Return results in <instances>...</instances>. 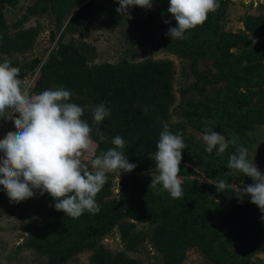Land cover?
<instances>
[{"label":"trees","instance_id":"trees-1","mask_svg":"<svg viewBox=\"0 0 264 264\" xmlns=\"http://www.w3.org/2000/svg\"><path fill=\"white\" fill-rule=\"evenodd\" d=\"M226 1L218 0L220 8L215 13H209L203 25L188 30L185 33L186 39L163 40L169 51L181 57L195 60L194 55L198 53L202 57L213 59L218 73L210 74L213 81L208 72L200 74L198 81L202 86H196L198 89L205 90L210 84L215 86L221 79L231 80L235 85L245 87L261 86L264 80V67L258 64L250 70V67L244 70L242 59L230 53V49L237 46L242 38L220 32ZM19 3L20 0H0V62L7 59L12 66L19 67L18 78L22 80L28 71H35L41 61L35 59L27 66L14 59L15 54H24L32 49L38 37L37 29L9 34L4 12L6 8H14ZM80 4L79 1L76 6ZM82 8L90 13L95 12L99 19L116 11L115 0H91ZM158 12L163 15L161 22L168 19L171 20L170 24L176 23L173 18L165 16L164 12L167 11ZM255 23V20H251L248 27L255 29ZM170 24L163 22L164 26ZM258 27V30H254L255 35L263 36L264 22ZM84 52V47L72 43L60 44L56 52L41 66L33 93L39 94L53 87H63L70 91L68 102L84 109L81 118L92 127L90 135L98 143L97 156L114 147L111 141L119 135L127 142L123 152L130 163L137 164L138 169L155 165L147 160L146 154L157 151L159 133L163 130V124L170 120L169 109L174 100L173 63L123 61L117 64L90 65ZM250 59H264V48L255 50L248 58ZM221 94L222 90L218 92L216 99L213 97L211 100L201 96L203 99L194 105L192 112L196 115H208L207 118L214 122L210 127L218 133L228 136L227 131L230 130L228 139L231 140L233 134L241 135L248 126L250 120L247 117L243 121H236L235 116L241 115L244 108L251 104V100L236 91L224 94L225 96ZM101 103L110 109V114L97 126L92 123V109ZM145 107L148 108L147 113L144 111ZM97 127L108 140H102L96 132ZM129 143L131 145L127 146ZM201 152L199 154L195 151L194 156H191L195 164L204 167L206 159L212 166L217 163V159L212 158L214 150L207 153L203 149ZM234 152L235 146L229 145L225 155L221 156L223 159L217 171L232 170L227 168V163L230 154ZM179 167L180 174L192 173L186 166ZM211 171L214 169L205 168L210 179L223 180V173ZM107 176L112 177L110 174ZM150 182L151 177L147 176H123L117 198L106 203L112 192L104 190L97 194L95 199L100 211L94 214L92 222L77 225L74 219L60 211L45 219L30 235L27 246L46 257L47 264H68L85 251L93 252L92 259L96 264H140L128 258L125 253L110 252L102 245V241L119 227L124 241L132 244L136 238L134 225L147 223L156 226L154 246L165 253L167 259L177 260V264L183 260L186 249L193 247H199L214 264H247L252 236L264 248V220L261 219L264 214L250 203V197H220L215 201L212 198L215 193L213 186L187 180L181 184L182 198L173 199L166 191L149 188ZM159 187L162 186L158 185ZM85 214L92 215L87 211ZM125 220H129L127 224L123 223ZM224 222L225 225L228 222L246 225L253 230L251 235L238 237L236 250L233 252L228 251L226 244L222 242L214 243L224 233H229Z\"/></svg>","mask_w":264,"mask_h":264},{"label":"rangeland","instance_id":"rangeland-1","mask_svg":"<svg viewBox=\"0 0 264 264\" xmlns=\"http://www.w3.org/2000/svg\"><path fill=\"white\" fill-rule=\"evenodd\" d=\"M81 2L79 6L77 2ZM91 0H20V3L14 8H6L4 12L8 32L14 35L17 32L29 29H37L38 37L34 46L24 54H15L14 59L22 61L30 66L35 59L41 61L35 71H28L21 80L22 87L29 88L34 95L33 89L40 76V68L58 49L60 44H74L78 47H84L90 65L95 64H117L123 61L128 63H141L145 61H170L175 68L173 80L174 100L169 109L170 120L167 124L170 131L175 134L182 133V138L186 147L182 150V160L180 165L186 166L192 170V173L178 174L181 184L185 181H195L201 185H213L214 181L208 177L205 168L214 169L211 172L223 173V180L227 187L225 191L215 193L212 198L218 201L220 197L229 198L240 196V188L253 183V181L235 171L220 169V162L223 155H217L214 149L212 158L217 159V163L212 166L206 159L204 167L195 164L191 160L195 151L202 154L201 150L206 148L202 140V134L208 121V115H196L192 110L194 105L203 99L201 96L211 100L218 97V92L222 90V96L235 91L241 95L247 96L251 104L244 108V112L235 116L236 121H243L248 118V126L242 131L241 135H236L239 145L248 150V159L254 158V163L264 174V80L261 86L245 87L237 86L233 81L221 79L220 83L207 85L205 90L198 89L196 86H202L199 83V75L208 72L209 75H215L218 70L215 68L213 59L202 57L195 54L194 59L181 57L169 51L163 43L164 39L171 38L165 33L170 27H175L176 23L163 25L161 22L162 12L167 11L169 0H153L151 9H144L137 6L130 7L132 19H127L124 15H119L116 11L111 12L108 17L97 18L95 12H87L84 5ZM119 7L115 0V9ZM165 16L171 17L170 13L164 12ZM220 21V32L241 36V41L237 46L230 49L236 58L242 59V69L249 70L260 64L264 67V59L257 61L248 60L252 53L264 48V35L256 36L254 30H258L259 24L264 22V0H227ZM255 20V29H250L248 23ZM248 57V58H247ZM211 80L214 79L210 75ZM208 76V78H210ZM198 86V87H199ZM52 89H57L53 87ZM204 94V95H203ZM225 96V95H224ZM213 103V102H211ZM90 107V106H88ZM255 115V116H253ZM252 119V121H251ZM8 131H15L11 121L0 120V139ZM228 136L230 130L227 131ZM225 137L228 136L220 133ZM234 135V134H233ZM102 140L106 141L104 137ZM131 143L127 144V146ZM98 143L92 140L90 150L86 152L84 159L90 160L97 156ZM201 149V150H200ZM227 150V149H226ZM188 154H185V152ZM225 155V153H224ZM2 156V153H0ZM146 158L152 161L154 153H147ZM207 158V156H205ZM210 163V164H208ZM179 165V166H180ZM183 172V171H182ZM106 184L101 191L108 190L112 196L107 198L106 203L117 198L119 195L120 181L125 175L147 176L157 174L155 165L147 166L143 169L137 167L129 172L108 173ZM36 191V190H34ZM55 201L47 193L43 196L36 195L33 198L26 199L20 203H10L6 191L0 186V264H47V258L38 254L35 250L27 246L30 235L35 232L39 226L44 223L47 217H51L56 211ZM95 219L94 215L83 214L78 219H74L77 225H85ZM129 220L123 221L128 223ZM225 225V222H224ZM229 233L214 243H224L227 250L233 252L236 250L238 237L251 235L253 230L249 226H243L235 222H228L225 225ZM156 226L149 224L136 223L134 233L136 238L132 244L124 241L119 227H116L102 241V245L112 253H125L130 259L140 262V264H177V260H169L166 254L154 246L153 236ZM248 241V239H246ZM252 247L247 251V264H264V248L260 247L259 242L252 236ZM252 250V251H251ZM93 252L85 251L71 260L68 264H96L93 262ZM180 264H214L204 255L199 247L186 249L183 260Z\"/></svg>","mask_w":264,"mask_h":264},{"label":"clouds","instance_id":"clouds-1","mask_svg":"<svg viewBox=\"0 0 264 264\" xmlns=\"http://www.w3.org/2000/svg\"><path fill=\"white\" fill-rule=\"evenodd\" d=\"M116 12L132 19L130 7L144 9L153 7V0H117ZM220 8L218 0H169L167 13L176 21L165 33L172 41L186 39L188 30L201 26L209 13ZM165 24L171 20L165 19ZM20 68L4 59L0 62V120L11 121L15 131H8L0 139V186L6 191L10 203H20L33 198L36 191L43 196L47 193L55 201L56 211H63L72 219H78L86 211L97 214L100 206L96 202L97 194L107 182L108 173H129L138 165L130 163L123 152L126 141L119 135L111 143L114 147L90 160L84 159L92 144V127L83 120L84 109L68 102L70 91L63 87L47 89L32 94L22 87L18 78ZM145 113L148 108L145 107ZM92 123L99 125L109 114L110 109L103 103L92 109ZM208 121L207 125H212ZM97 134L103 138L99 127ZM205 151L222 155L229 145L235 146L230 154L227 168L235 170L253 183L240 188L241 199L250 197V203L256 205L264 214V174L252 160L248 159V150L238 144L233 135L226 140L223 135L206 126L202 134ZM186 147L182 133L173 134L167 123L159 133L154 153L155 171L151 175L149 188L166 191L171 198L183 196L180 173L182 150ZM162 186V187H159ZM217 192L225 191L224 180L213 184ZM36 190V191H34ZM264 220V215L261 216Z\"/></svg>","mask_w":264,"mask_h":264}]
</instances>
